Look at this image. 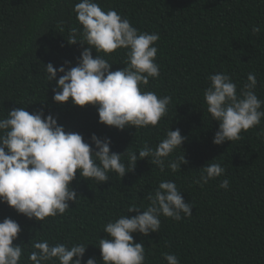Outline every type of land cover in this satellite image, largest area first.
Returning a JSON list of instances; mask_svg holds the SVG:
<instances>
[{"label": "trees", "instance_id": "16d2710c", "mask_svg": "<svg viewBox=\"0 0 264 264\" xmlns=\"http://www.w3.org/2000/svg\"><path fill=\"white\" fill-rule=\"evenodd\" d=\"M79 2L0 0V119L13 108L24 107L30 113L43 108L45 116L52 114L85 142L93 133L111 138V150L121 154L126 149L138 154L145 145L155 149L170 129L179 128L187 139L166 163L183 156L188 162L176 172L168 167L161 172L149 157L138 160L134 171L123 178L109 172L110 180L103 184L77 172L71 185L77 201L69 202L65 214L44 222L0 202V221L10 217L22 228L13 242L23 245L20 264H32L28 257L34 251L32 244L39 241L89 245L85 264L90 257L103 264L99 240L107 237L104 226L122 215H137L127 212L132 204L141 207V213L146 210L148 193L161 181L176 183L193 214L181 213L180 221L160 216L158 233L132 234L144 245L145 264H167L165 253L176 255L180 264H264V118L242 131L240 140L215 145L219 122L212 120L204 99L210 75H229L239 93L248 74L254 73L255 94L264 101V0H95L105 12L112 9L127 18L139 32L160 36L153 45L158 49L155 62L160 76L150 77L148 85L140 87L158 98L171 96L172 102L156 127L138 131L134 126L118 130L101 124L92 105L82 108L71 100L64 104L53 100L56 82L47 80L44 65L52 63L58 69L71 61L75 66L88 47L68 42L83 39V26L74 11ZM253 26L259 27V34L253 33ZM92 54L98 55L95 49ZM99 55L113 64L112 71L128 63L127 49ZM121 161L127 167V153ZM208 163H220L225 172L201 186L195 180ZM224 179L229 180L227 189L219 187Z\"/></svg>", "mask_w": 264, "mask_h": 264}, {"label": "clouds", "instance_id": "9594fccd", "mask_svg": "<svg viewBox=\"0 0 264 264\" xmlns=\"http://www.w3.org/2000/svg\"><path fill=\"white\" fill-rule=\"evenodd\" d=\"M74 11L83 26V39L73 38L68 42H80L88 47L83 48L75 66H71V61H65L58 69L52 63L44 65L47 80L56 82L53 100L59 104L71 100L82 108L92 105L97 108L101 124L118 130L156 127L167 115L172 97L158 98L156 93L142 91L140 86L148 85L150 77L160 76L155 62L158 49L153 46L160 39L159 34L139 32L127 18L112 9L105 12L95 0H80ZM252 31L259 34L260 29L253 26ZM121 48L127 49L128 63L123 69L112 71L113 64L99 53L111 54ZM93 49L98 53L95 58ZM58 73L62 74L59 78ZM208 79L211 83L204 91L207 112L212 120L219 122L213 143L222 145L240 140L242 131L256 127L264 118V111L260 110L264 101L255 94L256 75L248 74V82L239 93L227 74H212ZM26 109L13 108L7 118L0 119V202L28 219L44 222L47 217L65 214L69 202L78 199L71 186L77 172L86 180L95 179L103 184L110 180L109 172L123 178L134 171L138 160L149 157L148 161L161 172L165 167L176 172L188 162L183 156L166 163L170 154L182 148L187 139L179 128L170 129L155 149L145 145L138 154L128 149L121 154L111 150L109 137L101 138L93 133L90 142H85L80 133L66 131L52 114L45 116L43 108L32 113ZM126 153L127 167L121 161ZM201 170L195 180L201 186L225 172L220 163H208ZM219 187L227 189L229 180H222ZM146 198L150 203L142 213L141 207L132 204L127 212L137 215H122L104 226L107 237L99 240L103 264H145L144 245L135 242L132 234L158 233L160 216L180 221L181 213L188 217L193 214L192 205L185 202L174 181H161ZM21 231L20 224L10 217L0 221V264H20L23 245L13 242ZM88 246L80 243L69 247L39 241L32 244L34 251L28 259L32 264H47L53 259L59 264H85ZM164 259L167 264H180L174 254L165 253ZM86 264L98 262L90 257Z\"/></svg>", "mask_w": 264, "mask_h": 264}]
</instances>
